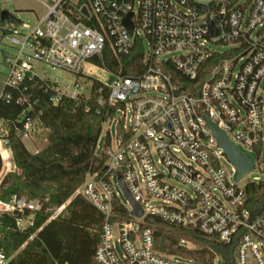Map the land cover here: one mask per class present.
<instances>
[{"label":"built area","instance_id":"obj_1","mask_svg":"<svg viewBox=\"0 0 264 264\" xmlns=\"http://www.w3.org/2000/svg\"><path fill=\"white\" fill-rule=\"evenodd\" d=\"M47 1L41 19L7 22V33H1L5 87L21 91L15 96L7 90L3 98L28 102L16 118L0 116L3 167L16 168L11 135L24 142L39 129L47 130L30 115L34 105L25 95L27 81H42L55 106L66 98H90L92 83L83 65L94 62L118 79L113 86L104 83L108 95L97 100L123 112L122 127L116 146L109 136L98 153L103 165L87 173L51 218L77 195L102 213L93 264H198L157 250L148 217L219 242H235L236 264H264V212L253 214L246 206L247 183L264 179L253 177L240 185L253 170L264 173V0ZM129 14L132 34L125 24ZM137 44L143 50L141 70L125 74L121 59ZM108 55L117 59V68L109 66ZM49 69L65 73L70 82L51 76ZM206 112L241 152L253 157V169L238 181L236 166L230 162V172L221 161L227 156ZM120 177L142 217L132 214ZM156 199L162 202L152 205ZM41 205L14 196L9 202L0 200V211L14 215L17 229L25 231L34 225ZM8 261L0 251V264Z\"/></svg>","mask_w":264,"mask_h":264},{"label":"trees","instance_id":"obj_2","mask_svg":"<svg viewBox=\"0 0 264 264\" xmlns=\"http://www.w3.org/2000/svg\"><path fill=\"white\" fill-rule=\"evenodd\" d=\"M1 10L0 33L6 34L7 22L18 24L21 20L15 15L11 20H3ZM142 55L143 50L137 44L130 55L122 57L123 72L138 73ZM107 60L113 69L119 65L110 55ZM87 79L92 83L90 98H66L59 106L52 104L51 90L46 91L42 81L34 79L26 83L25 95L34 105L30 115L36 116L47 129V142L39 152L33 153L20 138L9 137L16 168L4 176L0 200L9 202L14 196L26 197L39 200L42 205L34 225L25 231L17 229L14 215H0V251L9 259L7 264H93L102 229V213L77 195L57 217L51 218L82 185L87 173L103 165L104 157L96 152L103 123L108 116L112 119L117 114V107L98 103L100 94L108 95L107 86L92 77L87 76ZM7 90L15 96L21 94L6 87L3 92ZM27 105L28 102L17 104L14 99L7 102L1 95L0 116L16 118ZM108 138L107 133L105 141ZM246 206L253 214L264 212V180L247 183ZM117 208L125 213L123 207ZM147 221L154 228L155 247L160 252L193 258L198 264H215L216 259L220 264H236L235 242L227 244L209 239L158 217H148Z\"/></svg>","mask_w":264,"mask_h":264},{"label":"rangeland","instance_id":"obj_3","mask_svg":"<svg viewBox=\"0 0 264 264\" xmlns=\"http://www.w3.org/2000/svg\"><path fill=\"white\" fill-rule=\"evenodd\" d=\"M46 3H48L47 0H0V8L2 10L5 9L10 11L20 20L34 23L36 20L41 19L46 14L47 12ZM2 37L3 36L0 33V42L5 41V39H2ZM83 69L85 75L97 79L109 86H113L118 80L117 77L114 74H112L109 70L94 62L87 61L86 63H84ZM49 71L51 76L53 77L57 76L61 81L70 82L69 79L67 78L68 76L65 73H60L59 71H51L50 69ZM39 72H42L41 68H39ZM5 73H6V68L3 63V57L0 54V97L5 87V80H6ZM70 78H72V80L74 79L73 77ZM125 112H126L125 123L128 124L130 118L129 104H127V108ZM122 117H123V112H118L114 118L111 119L107 117L105 119L103 123L102 133L96 149L97 153L101 152L107 133L111 138L112 145L114 147L116 146L117 134L122 127L121 126ZM47 133H48L47 130L39 129V131L35 134L34 139L24 141L28 150H30L33 153L36 152L37 150L40 151L47 142ZM240 149L244 150L243 147L241 146ZM221 161L225 166V168L231 172L232 166L228 158L227 159L222 158ZM9 167L12 168V165H6L5 167H3L2 160L0 158V181H2L4 176L7 174V172H9ZM253 177H260L264 179V173H262L259 169H255L249 174H246L242 178L240 185L243 186L248 180L252 179ZM161 202L162 201L156 199L151 201L150 203L152 205H156ZM1 214L3 213L0 211V215ZM215 264H220V262L217 261Z\"/></svg>","mask_w":264,"mask_h":264},{"label":"water","instance_id":"obj_4","mask_svg":"<svg viewBox=\"0 0 264 264\" xmlns=\"http://www.w3.org/2000/svg\"><path fill=\"white\" fill-rule=\"evenodd\" d=\"M131 17L132 14H129L126 17L125 24L127 25L130 33L132 34L134 26L132 24ZM1 18L3 20H11L14 18V14L4 9L1 10ZM211 32L213 36H216V30L212 23H211ZM205 118L213 132V135L217 140L218 145L223 149L224 154L227 156L228 160L236 166L237 172L235 175V179L238 181L242 176H244L246 173H248L250 170L253 169L254 167L253 157L247 153L241 152L238 149V147L231 141L228 135L222 129H220L216 123H214L210 119L209 114L207 112L205 113ZM119 181L121 184V188L124 192V195L133 206L132 214L137 217H142L144 212L140 207V205L134 200L130 191L125 186L122 177L119 178Z\"/></svg>","mask_w":264,"mask_h":264},{"label":"bare ground","instance_id":"obj_5","mask_svg":"<svg viewBox=\"0 0 264 264\" xmlns=\"http://www.w3.org/2000/svg\"><path fill=\"white\" fill-rule=\"evenodd\" d=\"M4 158H6L7 159V157H8V155H7V152L6 151H4Z\"/></svg>","mask_w":264,"mask_h":264}]
</instances>
